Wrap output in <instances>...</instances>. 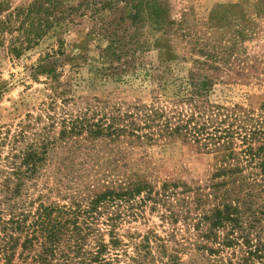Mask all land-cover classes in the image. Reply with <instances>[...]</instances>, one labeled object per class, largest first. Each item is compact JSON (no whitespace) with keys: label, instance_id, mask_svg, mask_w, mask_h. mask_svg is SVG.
Segmentation results:
<instances>
[{"label":"trees","instance_id":"obj_1","mask_svg":"<svg viewBox=\"0 0 264 264\" xmlns=\"http://www.w3.org/2000/svg\"><path fill=\"white\" fill-rule=\"evenodd\" d=\"M5 8L0 2V12ZM40 10L33 2L16 11L19 33L8 48L14 59L42 38L49 22ZM142 10L135 7L131 25L143 21ZM12 27L9 16L0 19V37ZM97 27L94 36L107 41L102 57L110 63H124L143 50L123 20L113 25L101 21ZM241 35L239 29L228 46L220 43L207 56L219 64L229 61ZM39 68L30 76L56 78L53 65ZM214 85L189 73L170 103L156 100L150 107H133V112L117 110V116L96 122L86 115L61 119L56 138L42 127L28 142L30 125L10 137L0 133V264H181L178 254L185 250L201 254L187 264H264V102L257 110L216 103L211 100ZM171 140L191 142L212 154L210 178L191 184L159 181L147 162L130 160L136 148ZM55 141L69 158L80 152L79 165L89 167L93 161V176L89 184L82 183L83 194L75 191L80 196L69 205L39 201L32 208L29 188ZM112 151L117 157L98 161L101 153ZM100 169L104 173L98 178ZM117 170L121 173L113 174ZM147 206L163 210L173 223L183 222L192 238L171 251L174 232L160 238L149 231L138 242L132 236L125 242L121 226Z\"/></svg>","mask_w":264,"mask_h":264},{"label":"rangeland","instance_id":"obj_2","mask_svg":"<svg viewBox=\"0 0 264 264\" xmlns=\"http://www.w3.org/2000/svg\"><path fill=\"white\" fill-rule=\"evenodd\" d=\"M0 2L6 3L0 19L9 16L13 26L11 32L1 36L0 43V133H8L9 137L23 127L28 130L30 125L33 128L28 142L42 127L56 138L61 119L69 121L75 115H86L96 122L117 116V110L131 112L136 106L150 107L156 100L170 103L178 84L189 73L214 82L211 100L216 103L257 110L264 102V0ZM33 2L41 5V17L49 23L37 45L14 59L8 48L15 44L19 33L16 11ZM233 5L236 8L225 13ZM137 6L143 8V21L131 25L130 16ZM122 20L128 33L136 34L143 50L124 63H110L102 57L107 41L94 34L101 21L113 25ZM239 29L243 30L242 40L239 39L229 61L219 64L207 56L213 48L219 50L220 43L228 46ZM49 65L54 67V80L44 74L30 76L35 68L41 71L39 67L46 69ZM64 99L71 101L62 103ZM86 109L89 111L85 114ZM55 144L29 188L32 208L39 201L46 205H69L80 196L75 191L81 190L83 194L82 183L89 184L93 176V161L89 167L79 165L83 157L80 152L69 158V152L57 150L56 141ZM101 154L98 161L117 157L114 151ZM131 159L147 162L155 169L159 181L204 183L214 171L213 155L188 141H159L142 146L136 148ZM103 170L96 177L101 178ZM120 173L121 170L113 172ZM142 211L139 217L121 226L119 233L125 242L129 240L127 236L138 237L135 239L138 242L149 231L160 238L174 232L176 242L169 244L170 250L192 238V231L183 222L173 223L163 210L150 211L147 206ZM178 255L181 264H187L201 254L185 250Z\"/></svg>","mask_w":264,"mask_h":264}]
</instances>
